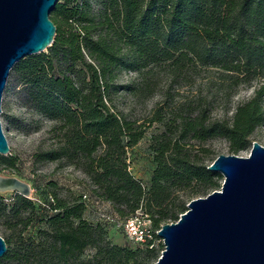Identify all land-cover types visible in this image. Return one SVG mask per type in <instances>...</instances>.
I'll list each match as a JSON object with an SVG mask.
<instances>
[{
    "label": "trees",
    "instance_id": "1",
    "mask_svg": "<svg viewBox=\"0 0 264 264\" xmlns=\"http://www.w3.org/2000/svg\"><path fill=\"white\" fill-rule=\"evenodd\" d=\"M50 18L56 31L48 52L21 58L11 68L24 84L26 101L55 121L54 144L36 156L82 170L91 194L110 202L120 217L140 208L154 227L177 220L176 213L164 210L173 193L218 175L198 162L190 141L221 136L235 153L264 124V82L238 105L230 123L208 120L205 109L194 116L177 114L170 134L152 146L156 165L146 187L129 170L126 150L142 138L143 124L109 103L119 69L164 63L172 77L196 67L264 75V0H58ZM49 197L53 212L45 219L46 230L29 245L8 246L0 261L21 256L35 264H143L152 255L153 247L112 243L103 223L84 217L81 195L68 200L51 192ZM5 207L0 198L2 214ZM34 213L32 201L16 193L8 211L11 226L24 230ZM13 236L3 237L6 246ZM88 247L93 256L81 259Z\"/></svg>",
    "mask_w": 264,
    "mask_h": 264
},
{
    "label": "rangeland",
    "instance_id": "2",
    "mask_svg": "<svg viewBox=\"0 0 264 264\" xmlns=\"http://www.w3.org/2000/svg\"><path fill=\"white\" fill-rule=\"evenodd\" d=\"M44 52H48V47ZM168 70L164 63L152 64L140 71L119 69L114 79L118 87L109 95V103L117 111L143 124L142 138L126 150L129 170L146 187L156 165L152 146L162 139L163 134H170L168 128L171 129L178 123L177 114L194 116L199 109H205L208 120L230 123L238 105L252 99L257 88L264 82L262 74L242 77L214 67H196L176 77H172ZM23 85L14 69H11L0 104L1 128L9 146L7 154H0V175L15 176L26 182L30 188L26 197L35 205L33 221L19 231L21 226H11L13 219L8 216L17 192L0 191V198L6 205V213L0 212V235L7 238L13 233L11 243L7 244L11 248L16 244L25 246L36 242L40 237L39 232L46 230L45 219L53 212L49 209L51 192L68 200L78 198L81 191L87 192L93 199L97 198L91 194L90 181L82 170L64 160L37 158L39 149L49 148L55 142L50 131L55 121L26 101ZM260 103L264 108V96ZM248 138L249 143L235 154L248 155L252 141L264 146V124L255 127ZM190 142L192 154H197L198 162L206 165L218 154L232 153L228 141L221 136H212L201 144L193 140ZM214 173L218 175L209 182L192 181L190 185L176 190L174 198H170L171 201L165 205L164 210L169 214L176 213L178 217L182 207L187 208L190 199L219 189L223 176L218 172ZM84 217L93 223H103L112 243L132 249L138 247L114 224L99 220L91 207L84 211ZM162 249V241H155L152 255L145 258L143 264H155ZM93 254L94 249L88 247L81 259H89ZM0 264H35V260L20 256L18 259L1 260Z\"/></svg>",
    "mask_w": 264,
    "mask_h": 264
},
{
    "label": "water",
    "instance_id": "3",
    "mask_svg": "<svg viewBox=\"0 0 264 264\" xmlns=\"http://www.w3.org/2000/svg\"><path fill=\"white\" fill-rule=\"evenodd\" d=\"M57 2L0 0V104L13 65L51 45ZM8 152L0 123V154ZM207 169L223 176L220 188L190 199L177 220L160 225L163 249L155 264H264V146L252 141L246 156L218 154ZM29 189L0 175V191L27 196ZM6 249L0 235V257Z\"/></svg>",
    "mask_w": 264,
    "mask_h": 264
},
{
    "label": "built area",
    "instance_id": "4",
    "mask_svg": "<svg viewBox=\"0 0 264 264\" xmlns=\"http://www.w3.org/2000/svg\"><path fill=\"white\" fill-rule=\"evenodd\" d=\"M80 195L85 210L91 207L99 220L114 224L131 242L151 248L155 241H162L157 232L160 227H154L150 215L142 209L138 208L129 216L120 217L112 209L110 202L99 198L93 199L85 191H81Z\"/></svg>",
    "mask_w": 264,
    "mask_h": 264
}]
</instances>
